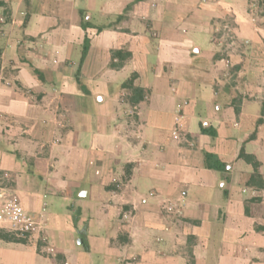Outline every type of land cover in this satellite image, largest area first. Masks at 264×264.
Returning <instances> with one entry per match:
<instances>
[{"label":"crops","instance_id":"1","mask_svg":"<svg viewBox=\"0 0 264 264\" xmlns=\"http://www.w3.org/2000/svg\"><path fill=\"white\" fill-rule=\"evenodd\" d=\"M263 183V0H0V264H264Z\"/></svg>","mask_w":264,"mask_h":264},{"label":"trees","instance_id":"2","mask_svg":"<svg viewBox=\"0 0 264 264\" xmlns=\"http://www.w3.org/2000/svg\"><path fill=\"white\" fill-rule=\"evenodd\" d=\"M264 2V0H263ZM89 27V26H88ZM87 24L85 26L83 25V28H88ZM100 30V29H99ZM90 45V39L88 36L85 37L84 44H83V50H82V56H81V61L80 63L83 62L87 51L89 49ZM131 58V53L127 50L124 49H119V50H113L112 51V61L110 63V66L112 68H121L125 61ZM39 76L41 77L42 74L38 72ZM137 78V74L133 73L130 78H128L124 83L123 87L128 88L131 91V95L129 96V101L131 103H138L141 100H145L148 94V90H145L141 87L135 86L134 81ZM254 136V135H253ZM240 156L244 158L248 163L252 164L254 168V172L252 173L250 183H258V179L261 178V175L258 171V168L261 164V162L253 155V154H248L245 153L244 150L240 153ZM205 160H206V166L209 168H215V169H223L224 165L222 163L218 162V159L215 155L205 152ZM132 164L129 163L126 165L125 170L126 174L124 177V180H128L131 176V171L128 169L129 166ZM264 186V183L261 185ZM0 238L10 241V242H26L28 239L27 238H22L18 236L15 232L11 231H5V230H0Z\"/></svg>","mask_w":264,"mask_h":264},{"label":"built area","instance_id":"3","mask_svg":"<svg viewBox=\"0 0 264 264\" xmlns=\"http://www.w3.org/2000/svg\"><path fill=\"white\" fill-rule=\"evenodd\" d=\"M0 229H8L28 240L40 232V223L27 212L21 204L18 195L0 192ZM51 252L54 248H49Z\"/></svg>","mask_w":264,"mask_h":264},{"label":"rangeland","instance_id":"4","mask_svg":"<svg viewBox=\"0 0 264 264\" xmlns=\"http://www.w3.org/2000/svg\"><path fill=\"white\" fill-rule=\"evenodd\" d=\"M124 73V75H125V73L126 72H123ZM119 78H122L123 77V75L122 74H120V76H118ZM129 76H126L124 79H127ZM90 106L92 107L93 106V104H90Z\"/></svg>","mask_w":264,"mask_h":264}]
</instances>
